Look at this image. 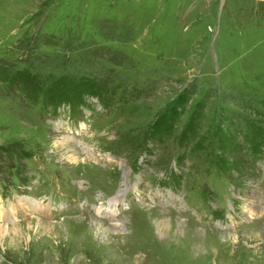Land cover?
I'll list each match as a JSON object with an SVG mask.
<instances>
[{
  "label": "rangeland",
  "instance_id": "374dc122",
  "mask_svg": "<svg viewBox=\"0 0 264 264\" xmlns=\"http://www.w3.org/2000/svg\"><path fill=\"white\" fill-rule=\"evenodd\" d=\"M27 70L46 84L52 75L100 79L109 102L81 105L97 128L79 121L67 134L61 115L78 108L65 101L48 115L44 95L18 85ZM184 91L172 134L146 138ZM232 94L261 115L234 106ZM263 102L264 0H0V182L20 177L23 200L0 197V264H264V153L252 156L239 136L221 170L223 200L182 199L188 176L215 171H193L211 163L215 126L235 110L264 128ZM195 108V134L181 141ZM30 154L35 173L49 159L65 175L56 168L48 187L31 188ZM171 175L182 179L175 192L172 179L171 188L159 182ZM29 190L55 192L66 210L43 196L37 211ZM111 199L120 205L108 210ZM211 207H224V218H210Z\"/></svg>",
  "mask_w": 264,
  "mask_h": 264
},
{
  "label": "trees",
  "instance_id": "16d2710c",
  "mask_svg": "<svg viewBox=\"0 0 264 264\" xmlns=\"http://www.w3.org/2000/svg\"><path fill=\"white\" fill-rule=\"evenodd\" d=\"M27 73V74H26ZM17 82L18 85L27 89L37 90L35 92L44 95L45 102L51 105H59L61 103H71V107L75 108L85 102V97H97L99 101L108 103L107 94L105 92L106 85L97 78H73L70 75H52L45 76L46 83H40L35 74L30 71H23L18 73ZM188 92V91H187ZM186 91L182 92L175 99L174 104L170 107L168 112L162 114L153 124L152 129L148 133L147 137L156 138V140H164L172 134L176 127L180 115L184 112L185 105L189 99V95ZM190 92V91H189ZM233 95V94H232ZM233 100L229 101L237 108L248 109L250 113H260V109H257L252 103L242 102L241 97L233 95ZM105 99V100H104ZM197 106L201 108L202 103H198ZM264 107V102L263 105ZM225 116L223 123H219L214 129V153L212 162L223 171H228L229 161L226 154L229 151H235L239 146L238 137L240 136L244 145L249 148L252 156H259L264 153V128L258 125L252 120V118L240 117V113ZM200 117L198 108H195L190 113L187 122L182 127L180 132L181 141L190 142L194 136L195 125L197 119ZM242 124V126H240ZM197 148H200L198 146ZM174 183H178L180 178L172 177Z\"/></svg>",
  "mask_w": 264,
  "mask_h": 264
}]
</instances>
